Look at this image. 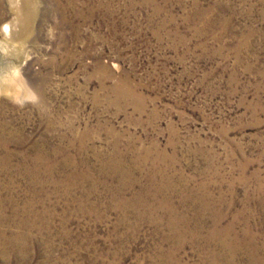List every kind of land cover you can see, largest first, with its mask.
<instances>
[{"label":"rangeland","instance_id":"374dc122","mask_svg":"<svg viewBox=\"0 0 264 264\" xmlns=\"http://www.w3.org/2000/svg\"><path fill=\"white\" fill-rule=\"evenodd\" d=\"M22 1L0 264H208L231 224L264 244V0H34L26 25Z\"/></svg>","mask_w":264,"mask_h":264},{"label":"bare ground","instance_id":"6f19581e","mask_svg":"<svg viewBox=\"0 0 264 264\" xmlns=\"http://www.w3.org/2000/svg\"><path fill=\"white\" fill-rule=\"evenodd\" d=\"M23 1L21 3L22 6L20 5V9L18 8V10L20 11L21 14L22 13H25V14L21 16V14L19 13V15L21 16V18L19 17L20 18L19 20H21V22H22L23 25H26V21L29 20L28 17L30 15L34 14V12L31 11V9L29 7L34 2V0H30V1H27V2H23ZM17 14H18V12H17ZM18 29H21V27L18 28ZM5 31H6V33L8 35H12L13 37H15V34L12 33V29H11L10 23L5 27ZM2 53H5V51H3ZM2 53H0V91L4 93L3 95L6 94V95H8V96L11 97V95L14 94V92H15V91L12 92V89H13L12 87H13V85H15L14 83L16 81L19 83V77L20 76H19L18 70L16 69L17 68V66H15L16 64L13 65V62H11L9 60L10 58L8 59ZM14 63H16V62H14ZM13 68H14V70H13ZM18 85H20L19 87L22 88L21 83L18 84ZM17 93L15 92L16 95H17ZM120 93L122 94V92H120ZM17 96L20 97L21 95L20 96L17 95ZM7 133H10L11 134V132H6L5 130H3L2 124H0V145L1 146L7 144L8 141L10 142V139H9L10 136L9 135H6ZM250 231L251 230H247V232L245 231V235H248L250 233ZM232 234H234V228H233V225L232 224L230 225V227H228V228H226L224 230H221V231L215 230V231H213L210 234V239L213 240V241H215L216 236H218V235L222 236V237H219V238H223L222 240L219 241L220 242L219 245H221L220 247L224 250L223 251L224 256H223V254L221 255L219 253H213L212 256H210V260H209L208 264H242V263H240L237 260L238 254H239V252H240L241 249L242 250H246L247 251V255H248L247 256L248 257V260L245 263H243V264H264V244H259L257 242V240L255 239V236H254V239H253L252 244H245V245H243L244 244V240H241V239L237 238L238 237L237 234H235V236L232 237L233 241L232 242H229L226 238L232 236ZM163 256H165V254ZM165 258H167V257H165ZM172 258H173L172 264H179V262L177 261V259L176 260L174 259L175 257L172 256ZM165 264H171V263H169L168 261H166Z\"/></svg>","mask_w":264,"mask_h":264}]
</instances>
